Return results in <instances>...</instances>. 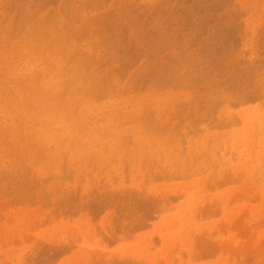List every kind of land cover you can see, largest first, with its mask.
<instances>
[{"label":"bare ground","instance_id":"obj_1","mask_svg":"<svg viewBox=\"0 0 264 264\" xmlns=\"http://www.w3.org/2000/svg\"><path fill=\"white\" fill-rule=\"evenodd\" d=\"M257 180L264 0H0V264H218Z\"/></svg>","mask_w":264,"mask_h":264},{"label":"rangeland","instance_id":"obj_2","mask_svg":"<svg viewBox=\"0 0 264 264\" xmlns=\"http://www.w3.org/2000/svg\"><path fill=\"white\" fill-rule=\"evenodd\" d=\"M210 182H213V181H210ZM210 182H208L206 186H208L207 188L212 187V190H213L212 185H215L217 182L216 181L213 182L214 184L212 183V185ZM238 184H239V182L235 183L234 185H238ZM209 185H211V186H209ZM215 189L217 190V185L215 186ZM212 190H210L211 193H212ZM216 190L213 191L214 192L213 194L219 193L220 190H222V189L218 188V191H216ZM261 193H262V195H261ZM236 200H238L240 202H238ZM246 200L248 201L249 205L251 207H253L252 211L257 212L255 217L252 215V213L249 214L247 212H237L235 210L236 207H240V206L242 207L246 203ZM229 203H230V206L232 207L230 209V212L233 213L232 217L235 219V223H234L235 228L232 227V230L228 231L227 235L240 236L244 241L249 242V245L247 246V250L244 253H239V252L229 253L228 255L223 256L221 259L222 262H219L218 264H220V263L221 264H244V263L245 264H249V263L250 264H264V233L261 234V238L259 240L260 243L259 242L256 243V241L252 238L253 232L256 231V229H258V228L264 229V191H262V189H261V180H257L256 183L254 182L253 184H249V185H246L244 187L241 186L240 188H238L237 192L235 194H231V196L229 198ZM125 221H126V223L125 222L124 223L127 225L128 220H125ZM125 224H124V226H125ZM219 229H221V228H219ZM118 230H119V228H118ZM118 230H117V232H119ZM191 231H193L192 234H191ZM120 233L122 235L121 230H120ZM186 234H188L187 237L192 240L191 241L192 242L191 248H193L194 252H196V253L193 254L192 253L193 250H191V253L188 255L186 253L185 247L182 246L181 243L175 242L174 244H172L173 246L171 245L172 247L170 246L171 247L170 250H167L168 253H167V255L165 254V256H167V257L164 256L168 260H166L165 258H164L165 261L160 259L158 264H168L169 261H170L169 262L170 264H178L179 262H183V264H211V263L215 264L216 256H214L213 254H210V252H208L206 250L205 246L200 247V246L196 245L198 248L195 246V244H194L195 241L193 242V235L195 234L194 230L190 229L188 231V233H186ZM207 238L209 239V237H207ZM157 245H156V248L152 252L156 251L159 248L160 244H157ZM180 250H182V251H180ZM237 256H238V258H237ZM35 259L36 258H33V261H36ZM173 259H174V261H173ZM121 260H122V258H121ZM119 261H118V264L120 262H122V261H120V262ZM127 262H129V261L127 260ZM134 262L137 264H148L144 260H137ZM134 262H132V264ZM171 262H173V263H171ZM129 264H131V263H129Z\"/></svg>","mask_w":264,"mask_h":264},{"label":"clouds","instance_id":"obj_3","mask_svg":"<svg viewBox=\"0 0 264 264\" xmlns=\"http://www.w3.org/2000/svg\"><path fill=\"white\" fill-rule=\"evenodd\" d=\"M28 70H29V71L34 70V66H29V69H28ZM51 83H52V85L54 86V85L57 83V81L53 80Z\"/></svg>","mask_w":264,"mask_h":264}]
</instances>
